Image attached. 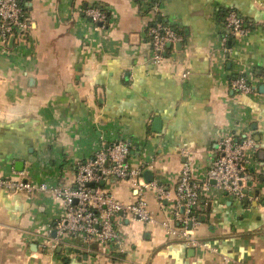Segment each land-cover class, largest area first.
<instances>
[{
  "label": "crops",
  "instance_id": "1",
  "mask_svg": "<svg viewBox=\"0 0 264 264\" xmlns=\"http://www.w3.org/2000/svg\"><path fill=\"white\" fill-rule=\"evenodd\" d=\"M23 2L31 27L0 48V173L69 186L79 162L125 138L129 163L150 170L167 196L160 201L147 189L153 221L121 218L127 246L119 251L80 234L54 237L67 207L51 191L0 192V260L21 253L26 264H264V0H159L153 9L135 0ZM97 2L110 14L105 27L86 15ZM230 8L252 27L226 52ZM159 15L180 40L155 61L148 27ZM240 73L252 93L231 86ZM227 133L256 140L242 199L205 184ZM185 163L202 184L193 230L206 245H189L162 225L178 223ZM105 187L121 201L137 198L131 180L112 177ZM46 241L57 243L56 253L44 251Z\"/></svg>",
  "mask_w": 264,
  "mask_h": 264
},
{
  "label": "built area",
  "instance_id": "2",
  "mask_svg": "<svg viewBox=\"0 0 264 264\" xmlns=\"http://www.w3.org/2000/svg\"><path fill=\"white\" fill-rule=\"evenodd\" d=\"M86 15L96 28L105 27V11L99 7H88ZM223 45L226 52L228 35L240 38L249 32L244 17L235 8L226 14ZM31 27L22 0H0V48L8 50L11 35L23 39ZM153 51V59L165 58L170 45L180 40V34L162 21H153L148 27ZM185 72L184 75H187ZM231 86L240 93H252L255 87L246 75L231 78ZM256 148L252 135L239 140L235 134L227 133L219 142L218 152L209 168L206 185L211 182L228 195L242 199L246 196L245 182L249 175L247 166L249 151ZM131 142L125 138L114 139L97 150L90 158L78 163L74 183L57 186L46 181L36 182L26 177L6 176L0 173V192H23L33 194L37 191H51L64 199L67 212L56 221L57 234L65 232L80 234L89 242L113 243L119 251L126 249L125 235L119 223L123 217L153 221L155 217L149 208L147 189H154L156 197L162 201L167 196V188L156 180L144 179L143 164L131 165L128 161ZM112 177L131 180L137 193L134 201L124 202L115 197L105 187ZM201 182L194 176L190 164L185 163L179 171L175 192V215L178 223L163 220L162 225L169 234L180 235L189 245L201 243L194 234L197 223V209L200 205ZM183 207V211L181 210ZM56 247L57 243H53Z\"/></svg>",
  "mask_w": 264,
  "mask_h": 264
},
{
  "label": "trees",
  "instance_id": "3",
  "mask_svg": "<svg viewBox=\"0 0 264 264\" xmlns=\"http://www.w3.org/2000/svg\"><path fill=\"white\" fill-rule=\"evenodd\" d=\"M135 1H137L138 3H139V5L140 6H148V8L150 9H153L155 6H156V4L158 3V1L159 0H135ZM22 4H23V6H24V8H25V12H27V10H26V6H25V3L23 2V0H22ZM94 7H99V8H101L103 11H105V13H106V15H107V19H106V21H105V23H104V26H106L107 24H108V20H109V16H110V14H109V12H108V10H107V8L105 7V5H103V4H101V3H96V4H94L93 5ZM229 10V9H228ZM228 10L226 9L225 11H224V24H225V18H226V14H227V12H228ZM242 14V13H241ZM242 16L244 17V21H245V25L250 29L251 27H252V25H251V23L247 20V18L242 14ZM155 21H162L163 23H165V24H167V25H169V26H171V27H173L176 31H178V28L175 26V25H173V24H171L170 22H168V21H166L161 15H159L157 18H156V20ZM179 32V31H178ZM226 32H227V30H226ZM26 36V35H25ZM235 39H236V37H234L233 35H228V39H227V45H229V46H233V43H234V41H235ZM237 75H239V74H232L230 77L231 78H233V77H235V76H237ZM239 140H241L243 137H237ZM133 150V145L131 144V151Z\"/></svg>",
  "mask_w": 264,
  "mask_h": 264
},
{
  "label": "rangeland",
  "instance_id": "4",
  "mask_svg": "<svg viewBox=\"0 0 264 264\" xmlns=\"http://www.w3.org/2000/svg\"><path fill=\"white\" fill-rule=\"evenodd\" d=\"M69 232H65L64 234H67ZM53 242L51 241H46L45 244L42 245V247L45 249L44 251H47V252H51V253H56V247L53 246L52 244ZM20 252V251H19ZM6 257V256H5ZM0 260V264H26L21 256V253H19V255L17 256V260L16 262H10L7 260V258H5Z\"/></svg>",
  "mask_w": 264,
  "mask_h": 264
},
{
  "label": "water",
  "instance_id": "5",
  "mask_svg": "<svg viewBox=\"0 0 264 264\" xmlns=\"http://www.w3.org/2000/svg\"><path fill=\"white\" fill-rule=\"evenodd\" d=\"M10 44H12L13 43V41H14V35H11V37H10ZM154 125L156 126L155 127V129H160V126H161V119L160 118H157V119H155V121H154ZM144 177L147 179V180H151L152 178H153V175H152V172L150 171V170H146L145 172H144ZM248 191V189H246V192ZM183 207H181V210L183 211ZM52 235L54 236V237H56L57 236V229L56 228H54L53 230H52ZM61 250V247H59L58 248V251H60Z\"/></svg>",
  "mask_w": 264,
  "mask_h": 264
}]
</instances>
